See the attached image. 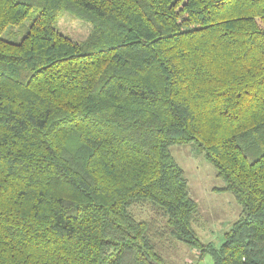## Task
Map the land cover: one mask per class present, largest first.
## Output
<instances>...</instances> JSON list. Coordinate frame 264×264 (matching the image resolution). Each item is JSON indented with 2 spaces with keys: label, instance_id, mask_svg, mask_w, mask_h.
Instances as JSON below:
<instances>
[{
  "label": "trees",
  "instance_id": "1",
  "mask_svg": "<svg viewBox=\"0 0 264 264\" xmlns=\"http://www.w3.org/2000/svg\"><path fill=\"white\" fill-rule=\"evenodd\" d=\"M187 144L241 208L218 246ZM172 239L264 264V0H0V264H166Z\"/></svg>",
  "mask_w": 264,
  "mask_h": 264
},
{
  "label": "rangeland",
  "instance_id": "2",
  "mask_svg": "<svg viewBox=\"0 0 264 264\" xmlns=\"http://www.w3.org/2000/svg\"><path fill=\"white\" fill-rule=\"evenodd\" d=\"M56 25L76 41L84 40L91 31L89 23L66 12H59ZM170 150L185 172L190 195L199 205L201 219L195 228L200 240L220 245L224 232L240 213L239 204L229 191L214 190L224 185L222 179L216 176L214 166L197 154L191 145H173ZM150 209L132 208L138 218H148ZM167 245L169 247L161 248L166 264H212L208 254L199 258L195 249L182 241L172 239Z\"/></svg>",
  "mask_w": 264,
  "mask_h": 264
},
{
  "label": "crops",
  "instance_id": "3",
  "mask_svg": "<svg viewBox=\"0 0 264 264\" xmlns=\"http://www.w3.org/2000/svg\"><path fill=\"white\" fill-rule=\"evenodd\" d=\"M208 242V241H207ZM195 252H196V254L198 255V252L195 250ZM198 257H199V255H198ZM199 258H201V257H199Z\"/></svg>",
  "mask_w": 264,
  "mask_h": 264
}]
</instances>
